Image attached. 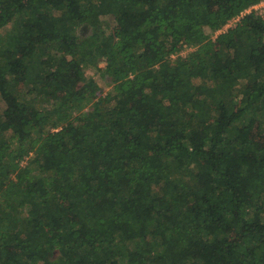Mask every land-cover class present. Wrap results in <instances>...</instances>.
Here are the masks:
<instances>
[{"label":"trees","instance_id":"16d2710c","mask_svg":"<svg viewBox=\"0 0 264 264\" xmlns=\"http://www.w3.org/2000/svg\"><path fill=\"white\" fill-rule=\"evenodd\" d=\"M261 1L0 0V264H264Z\"/></svg>","mask_w":264,"mask_h":264},{"label":"rangeland","instance_id":"374dc122","mask_svg":"<svg viewBox=\"0 0 264 264\" xmlns=\"http://www.w3.org/2000/svg\"><path fill=\"white\" fill-rule=\"evenodd\" d=\"M2 20L1 17V12H0V21ZM108 29L110 32V35L112 37V39H114L115 41L119 40V34H120V28H119V24L117 22V19L114 16H110L109 17V25H108ZM4 29L0 28V32H4ZM216 37V34L214 33L212 40H214ZM215 42V41H214ZM107 62V58L104 56L102 51H98L96 52L95 56L92 57L89 60V64L90 66L87 69V73L89 74H95L93 77V82L96 85V87L98 88V94L100 95H106L111 89H112V82L110 80V78L108 77H102L100 75V71L102 70V68L105 66ZM200 71L201 68H199L198 66H193L192 68V72L194 73L195 77H196V82L200 83L201 82V78H200ZM21 87H23L24 85H20ZM216 102H212V106L216 105ZM29 113L28 110L26 109H15L13 111V113L11 114V121L13 122H20V120H22V116ZM252 138L257 141L260 144L264 143V126H257L255 128V130L252 132Z\"/></svg>","mask_w":264,"mask_h":264},{"label":"built area","instance_id":"2783aa9c","mask_svg":"<svg viewBox=\"0 0 264 264\" xmlns=\"http://www.w3.org/2000/svg\"><path fill=\"white\" fill-rule=\"evenodd\" d=\"M256 10L258 13L260 14H264V0H262L260 3L253 5L251 7H249L248 9L245 10V12H243L240 16L234 18L233 20H231L230 22H228L222 29H220L219 31H217L215 34L217 36V34L223 33L225 31H227L228 29L235 27L237 22L240 21L241 17L246 13V12H250L251 10ZM216 38V37H215ZM196 49L195 46H190L188 49L183 50L181 55L183 56H187L189 53H191L192 51H194ZM177 54H173V57H176Z\"/></svg>","mask_w":264,"mask_h":264}]
</instances>
